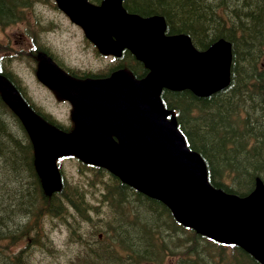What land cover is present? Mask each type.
Segmentation results:
<instances>
[{"label":"trees","instance_id":"obj_1","mask_svg":"<svg viewBox=\"0 0 264 264\" xmlns=\"http://www.w3.org/2000/svg\"><path fill=\"white\" fill-rule=\"evenodd\" d=\"M14 1L0 0V21ZM124 1L131 12L163 16L168 33H186L201 49L220 38L232 43L228 87L208 97L165 89L161 98L189 147L205 160L211 184L249 194L256 178L264 183V0ZM126 61L121 59V65ZM138 66L135 76L146 75L145 67ZM8 111L0 96V175L5 179L0 182V264H32L29 249L55 256L59 251L43 226L49 220L62 222L77 247L65 264H148L175 255L174 264H261L233 243L229 256L222 246L208 252L214 241L179 225L164 204L101 167L79 161L78 178L64 177L58 192L46 194L31 140L14 114L6 117ZM96 194L105 207L93 203ZM104 233L118 245L106 243ZM21 240L24 248L15 249Z\"/></svg>","mask_w":264,"mask_h":264},{"label":"water","instance_id":"obj_2","mask_svg":"<svg viewBox=\"0 0 264 264\" xmlns=\"http://www.w3.org/2000/svg\"><path fill=\"white\" fill-rule=\"evenodd\" d=\"M56 1L101 51L118 55L128 47L150 72L141 81L123 72L78 81L45 61L41 80L74 105L77 126L70 134L36 115L0 75V91L34 143L35 165L46 192L61 186L57 157L72 154L106 167L125 183L164 201L185 224L232 239L264 262L263 184L257 181L245 198L214 189L207 181L203 159L187 147L160 99L164 88L190 90L201 97L226 88L230 43L221 39L198 51L184 34L166 36L162 17L128 14L121 0H105L101 6L88 0Z\"/></svg>","mask_w":264,"mask_h":264},{"label":"rangeland","instance_id":"obj_3","mask_svg":"<svg viewBox=\"0 0 264 264\" xmlns=\"http://www.w3.org/2000/svg\"><path fill=\"white\" fill-rule=\"evenodd\" d=\"M32 38H36V41L43 44L59 62L74 71L101 73V69L106 66L105 62L110 61V58L99 55L94 47L85 41L80 29L55 9L51 0H30V6L25 12V20L13 23L12 26L0 27V62L8 64L9 70L22 83L28 98L38 108L43 112L51 113L60 123H69L71 113L69 105L59 102L60 99L40 85L35 77L31 56ZM3 141L7 147H10L5 140ZM60 167L65 178L68 176L78 178L79 169L74 159L65 157ZM23 176L22 173L19 174V181H23ZM3 181L5 179L0 175V182ZM97 201L98 199L95 200V205L98 204ZM43 226L51 243L59 252L52 256L34 250V253L30 254L32 264L65 263V259L68 261L73 257L77 247L70 243L72 236L68 228L55 220L46 221ZM84 229H87L86 226ZM23 245L21 240L16 248L21 249Z\"/></svg>","mask_w":264,"mask_h":264},{"label":"flooded vegetation","instance_id":"obj_4","mask_svg":"<svg viewBox=\"0 0 264 264\" xmlns=\"http://www.w3.org/2000/svg\"><path fill=\"white\" fill-rule=\"evenodd\" d=\"M66 19H67V17H66ZM47 53H48L51 57L55 58L54 55H53L52 53H51V54H50L49 52H47ZM57 62H58V61H57ZM58 63H59V62H58ZM59 64H61V63H59ZM63 68H67V67H65V66L63 65ZM65 70H66V72H67V69H65Z\"/></svg>","mask_w":264,"mask_h":264},{"label":"bare ground","instance_id":"obj_5","mask_svg":"<svg viewBox=\"0 0 264 264\" xmlns=\"http://www.w3.org/2000/svg\"><path fill=\"white\" fill-rule=\"evenodd\" d=\"M91 243V242H90Z\"/></svg>","mask_w":264,"mask_h":264}]
</instances>
